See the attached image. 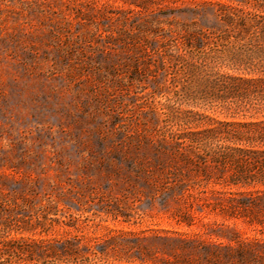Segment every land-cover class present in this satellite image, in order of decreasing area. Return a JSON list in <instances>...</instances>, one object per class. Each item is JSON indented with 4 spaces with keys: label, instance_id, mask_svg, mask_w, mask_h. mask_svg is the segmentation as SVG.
Masks as SVG:
<instances>
[{
    "label": "rangeland",
    "instance_id": "1",
    "mask_svg": "<svg viewBox=\"0 0 264 264\" xmlns=\"http://www.w3.org/2000/svg\"><path fill=\"white\" fill-rule=\"evenodd\" d=\"M217 3L231 4L0 0V219L29 229L13 235L76 239L80 247L124 234L222 251L246 242L250 263L264 264V226L218 208L264 187L227 186L216 169L170 156L181 141L173 135L252 120L208 108L204 91L213 77L188 70L191 57L196 65L203 57L184 49L183 36L217 27ZM252 213L263 218L264 202ZM142 244L160 259L181 254L164 241Z\"/></svg>",
    "mask_w": 264,
    "mask_h": 264
},
{
    "label": "trees",
    "instance_id": "2",
    "mask_svg": "<svg viewBox=\"0 0 264 264\" xmlns=\"http://www.w3.org/2000/svg\"><path fill=\"white\" fill-rule=\"evenodd\" d=\"M228 1L230 5L217 3V27L188 32L183 36V47L189 54L203 57L198 65L191 57L189 72L200 70L213 77L210 90L204 91L206 106L225 111L233 118L252 120L221 122L209 118L217 126L203 132L173 135L181 141L175 142L180 146L172 147L170 156L183 166L216 169L222 184L227 186L264 187V0ZM234 2L238 4L232 5ZM211 38L214 45L205 42ZM176 61L185 62L181 55ZM217 66L245 76L220 73L214 70ZM225 172H229L227 177ZM206 178L210 180L211 176ZM261 201L264 202V191L238 192L228 197L225 204H218V208L229 217L264 226V215L262 218L252 213ZM177 222L190 225L184 218ZM23 230L29 229L12 228L7 220L0 219V264H110L108 254L120 264H251L248 256L253 255L246 242L222 251L215 245L192 243L180 237L124 234L107 235L80 247L76 239L35 240L13 235ZM144 239L173 244L181 254L171 255L172 260L157 258L142 244Z\"/></svg>",
    "mask_w": 264,
    "mask_h": 264
}]
</instances>
